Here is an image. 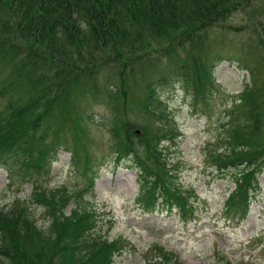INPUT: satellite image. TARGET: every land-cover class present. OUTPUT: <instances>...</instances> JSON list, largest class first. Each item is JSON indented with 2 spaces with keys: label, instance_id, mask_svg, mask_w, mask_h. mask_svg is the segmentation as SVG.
Wrapping results in <instances>:
<instances>
[{
  "label": "rangeland",
  "instance_id": "374dc122",
  "mask_svg": "<svg viewBox=\"0 0 264 264\" xmlns=\"http://www.w3.org/2000/svg\"><path fill=\"white\" fill-rule=\"evenodd\" d=\"M253 4L226 21L237 24L242 35L227 36L221 30H213L206 60L210 61L217 52L226 60L217 63L215 86L208 95L207 106L196 105L181 82L161 90L163 105L159 109L145 108L140 92L144 86L140 84L114 110L110 100L83 86L78 78H72L59 92L56 88L49 91L53 73L41 84H33L19 77L11 53L7 58L0 56V107L8 101L25 100L20 130L26 133L27 148L43 153L52 148L60 151L49 174L34 177L43 191L61 187L70 192L85 189L88 162L91 159L99 164L96 186L87 202L96 209L97 233L105 241L121 243L122 250L115 255L113 264L160 263L165 253L174 254L184 264H264V169L259 176L260 189L251 195L249 214L242 219V212L234 217L224 208L229 193L235 189L236 171H220L213 161L214 155L228 151L231 110L240 100L244 86L248 84L261 98L264 95V46L252 24V16L264 20V0H254ZM243 64L249 67L248 71L242 69ZM107 76V71L99 70V83L103 84ZM237 105L244 108V102ZM48 109L50 112L45 114ZM256 113L258 118L246 124L244 131L254 139L251 150L261 157L264 100ZM137 130L142 132L138 135L141 139L135 136ZM137 144V155L131 154L121 163L116 161L118 154L125 149L134 151ZM69 148L76 152L80 168L73 166ZM137 156L140 164L148 166V159L154 165V199L160 204L169 202L172 207L162 209L161 204L160 209L149 214L138 205L141 166L136 165ZM33 186L32 181L11 178L0 169V206L21 199L24 203L18 206L26 211L23 206L29 203L38 225L47 227L49 222L43 212L53 214L46 208L49 200L46 198V205L42 202L45 210L39 206L40 198L30 199ZM48 190L46 197L51 199ZM70 192L66 190L68 195ZM174 195L182 210L175 206ZM72 199L69 197L62 206L67 214L75 207ZM52 264H61L57 254Z\"/></svg>",
  "mask_w": 264,
  "mask_h": 264
},
{
  "label": "trees",
  "instance_id": "16d2710c",
  "mask_svg": "<svg viewBox=\"0 0 264 264\" xmlns=\"http://www.w3.org/2000/svg\"><path fill=\"white\" fill-rule=\"evenodd\" d=\"M253 2L0 0V56L7 58L11 53L19 77L33 84H41L53 73L49 91L56 88L59 92L72 78H78L83 86L110 100L114 110L128 95L135 93L140 84L144 86L140 92L145 108L148 111L153 107L159 109L163 105L161 90L181 82L196 105L207 106L208 95L215 86L217 63L226 60L218 52L210 61L206 60L213 30H221L227 36L242 35L237 24H226V21L245 8H252ZM252 24L256 35L261 36L260 45L264 46V20L252 16ZM242 69L248 71L249 67L243 64ZM99 70L108 72L103 84L98 80ZM239 97L238 102H244V108L241 109L237 101L232 106L228 151L214 155L213 161L220 171L228 168L236 171L235 190L226 199L225 210L234 217L241 216L242 212L245 218L251 195L260 189L264 155L260 157L259 152L251 150L254 139L244 127L258 118L256 112L264 95L261 98L246 84ZM24 101H8L0 107V167L13 171L14 175L33 177L48 169L57 151L52 148L49 153H43L27 148L26 133L20 130L26 110ZM49 112L48 109L45 114ZM239 112L242 113L239 115ZM128 147L129 144L125 146ZM139 149L138 144L134 151L125 149L117 160L137 155ZM136 161V165L141 166L137 202L146 212L153 213L159 204L151 187L156 177L154 165L148 159V166L140 164L138 156ZM90 172L88 170V174ZM93 181L94 177L88 175V186H93ZM163 188L167 189L164 183ZM35 194V199L41 196ZM172 197L175 206L182 210L177 195ZM46 198L49 200L46 196L42 197L43 201L38 200L44 208L48 204L46 208L53 212L50 217L46 211L44 213L49 221L45 231L34 225L28 218L29 213L18 217L14 209L8 214L0 211V264H52L55 254L61 264L113 263L114 256L122 250L121 243L93 238L90 233L95 227L92 211L77 210L66 216L62 207L58 204L56 208L51 207L52 201L46 203ZM51 199L62 200V196L54 195ZM163 205L173 206L169 202ZM162 257L160 263L150 264H183L174 254L165 253Z\"/></svg>",
  "mask_w": 264,
  "mask_h": 264
},
{
  "label": "water",
  "instance_id": "95a60500",
  "mask_svg": "<svg viewBox=\"0 0 264 264\" xmlns=\"http://www.w3.org/2000/svg\"><path fill=\"white\" fill-rule=\"evenodd\" d=\"M138 134H140L141 132L140 131H137Z\"/></svg>",
  "mask_w": 264,
  "mask_h": 264
}]
</instances>
